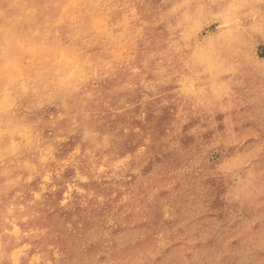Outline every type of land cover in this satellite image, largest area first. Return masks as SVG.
Returning a JSON list of instances; mask_svg holds the SVG:
<instances>
[{
	"label": "clouds",
	"instance_id": "obj_1",
	"mask_svg": "<svg viewBox=\"0 0 264 264\" xmlns=\"http://www.w3.org/2000/svg\"><path fill=\"white\" fill-rule=\"evenodd\" d=\"M0 264H264V0H0Z\"/></svg>",
	"mask_w": 264,
	"mask_h": 264
}]
</instances>
